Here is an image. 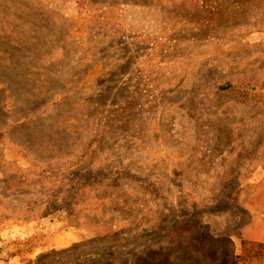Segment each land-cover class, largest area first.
Listing matches in <instances>:
<instances>
[{"label":"rangeland","instance_id":"rangeland-1","mask_svg":"<svg viewBox=\"0 0 264 264\" xmlns=\"http://www.w3.org/2000/svg\"><path fill=\"white\" fill-rule=\"evenodd\" d=\"M0 264H264V0H0Z\"/></svg>","mask_w":264,"mask_h":264},{"label":"trees","instance_id":"trees-1","mask_svg":"<svg viewBox=\"0 0 264 264\" xmlns=\"http://www.w3.org/2000/svg\"><path fill=\"white\" fill-rule=\"evenodd\" d=\"M189 15L193 16L195 19L202 18V20H213L214 19L213 16H215V11L214 10L208 11L206 9L198 8L197 10H195L193 13H190ZM256 93L257 92H251V94H250V96L248 98L249 99H254L255 96H256ZM245 94H248V93L245 92Z\"/></svg>","mask_w":264,"mask_h":264}]
</instances>
